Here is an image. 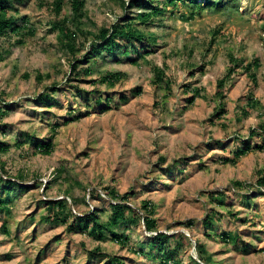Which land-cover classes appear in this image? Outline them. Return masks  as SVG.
Masks as SVG:
<instances>
[{
    "label": "rangeland",
    "instance_id": "obj_1",
    "mask_svg": "<svg viewBox=\"0 0 264 264\" xmlns=\"http://www.w3.org/2000/svg\"><path fill=\"white\" fill-rule=\"evenodd\" d=\"M48 1L15 0L35 33L13 35L12 53L0 61V107L8 111L0 116V140L12 145L0 153L8 172H0V199L10 198L7 209L0 207V264H109L114 255L126 264H164L148 242L159 232L177 231L192 240L181 264H205L200 251L210 264H264V150L235 163L220 161L247 141L264 142V0H222L219 10L200 11L177 3L162 20L139 24L159 39L149 42L151 53L140 42L133 48L121 40L120 49L95 57L92 73L76 79L50 28L56 15ZM119 3L87 0L86 6L101 25L123 14ZM69 13L65 6L61 16ZM231 50L246 61L259 57V87L247 99L252 80L238 68L223 110L217 80L232 64ZM155 65L165 68L160 84ZM119 70L115 84L101 82L106 72ZM194 88L202 96L189 106ZM98 96L112 98L109 108L105 100L96 102ZM249 102L250 115L244 116ZM253 128L257 133L251 134ZM48 140L54 143L50 155L35 151V142ZM10 179L17 185L8 187ZM93 189L100 195L91 197ZM112 191L130 194L127 203L139 216L108 222ZM55 200H67L65 212L73 216L96 209L104 230L68 231L65 221L52 218L48 205ZM146 201L157 225L153 231L142 218ZM112 230L129 237L128 246L116 242ZM224 232L232 238L223 241ZM235 235L245 243L237 244Z\"/></svg>",
    "mask_w": 264,
    "mask_h": 264
},
{
    "label": "trees",
    "instance_id": "obj_2",
    "mask_svg": "<svg viewBox=\"0 0 264 264\" xmlns=\"http://www.w3.org/2000/svg\"><path fill=\"white\" fill-rule=\"evenodd\" d=\"M24 1V0H19ZM107 1V0H106ZM111 1V0H109ZM222 0H205V4L202 5L198 0H129L126 4V0H120L119 6L124 8L125 11L120 15L115 22H110L106 24L98 25L97 22L89 15L87 8V0H52V2H47L52 11L56 15V19L50 22V28L57 31V41L60 47L69 54V61L71 67V74L73 77L78 78L82 75L88 76L92 73L91 63L95 57H99L105 53H113L121 48V40H127L128 45L136 48L135 42H140V49L144 50L145 54L148 55L152 51L150 50L151 40H159L157 36L149 35L147 36L145 30L139 29V24L150 25L155 21L157 17L159 20H162L161 17L168 9H173L176 7L177 3L179 5L189 4L193 9L210 8V9H220L222 5L226 3L221 2ZM15 0H0V61H3L12 53V41L11 38L16 34H26L34 35L35 28L31 23L30 18L27 15H20L18 8L14 5ZM41 3H44L43 1ZM69 7L71 13L65 16L62 15L64 7ZM128 10V11H127ZM135 10H141L140 12H135ZM194 11V12H198ZM193 15V14H192ZM90 22L96 27L94 29L85 27V23ZM148 40V41H147ZM18 43H21L22 40H18ZM88 42H90L89 46ZM81 52L83 54L81 55ZM229 57L231 63L229 65L226 74L220 77L217 80V95L220 99L222 109L224 110V99L226 96L227 85L229 82L233 81L236 71L238 68L242 67L244 71L252 80L250 91L247 94V99H253L255 91L259 87V81L257 77L256 70L261 66L259 57L253 58L251 61H246L247 59L238 58L235 56V53L232 50L229 52ZM84 62L87 63L84 65ZM96 62V61H95ZM154 70V81L159 83L164 81L165 77V68H162L158 65L153 66ZM72 77V78H73ZM122 77V71L117 72H106L101 82L107 81L109 84H115ZM39 78L42 79V75H39ZM97 82V81H95ZM56 88H53L55 90ZM188 90V89H187ZM142 92L141 87H137L135 93L138 95ZM201 92L199 88H194L192 96L188 97V105L191 106L195 103V100L201 97ZM105 100L107 108L111 103L112 98L107 97L103 99L102 96L96 98L97 103H102ZM243 115L249 116L251 110V102L247 104V107H243ZM7 109H2L0 107V116H5L7 114ZM60 124L55 123L54 128H57ZM263 127H260L261 130H264ZM257 133L256 128H253L251 134ZM250 134V135H251ZM222 140L217 139V143H221ZM35 151L41 152L45 155H50L54 149V143L52 140L48 141H37L34 144ZM12 145L0 140V153H6L11 149ZM264 150V142L252 144L250 141H247L243 147L238 148L234 151L231 157H225L220 160L223 163H235L240 157L248 154L251 151ZM60 175L61 170H58ZM0 172L4 176H8V172L4 170L3 166H0ZM8 187H13L17 185L15 180L5 181ZM239 183V182H237ZM260 183L264 184V178L260 180ZM21 186V185H19ZM68 193H72L71 189ZM115 200L114 203H110L112 208L110 220L108 222H117L120 219H123L130 213V215L139 216L140 210L133 208L132 205L127 203V199L130 194L126 193L124 195H119L115 191L108 192ZM99 194L97 190L93 189L90 191V196L95 197ZM213 195V194H212ZM215 199H219L215 197ZM116 200H118L116 202ZM10 203V198L7 197L5 200L0 199V207H5ZM48 207L52 213V218L56 221L62 220L67 223V229L71 232H82L88 233L90 231L102 233L104 230V225L100 222V218L94 209L92 212L88 211L82 215H74L72 210H68V213L65 212V209L68 207L67 200H55L50 201ZM7 209V208H6ZM141 209L147 213L146 216H142L143 220L146 223L148 231H153L157 228L156 221L152 218L151 214L153 212L152 204L150 201L144 202L141 206ZM73 218L69 222V218ZM246 221V220H244ZM69 222V223H68ZM204 224L211 226L212 220L211 217L204 220ZM187 225L191 227L193 221L190 220L187 222ZM113 238L116 242L121 244L123 247L128 246L130 241L129 237L118 234L117 231L112 230ZM233 237L236 240V243H245L244 240L238 236ZM232 236L224 232L222 234L223 241L230 240ZM148 246L151 247L150 251L155 254L156 258H160L164 264H181V253L192 246V240L183 231H177L173 234H167L164 232H159L156 235L152 236ZM200 247V245H199ZM202 250V249H201ZM144 250H137V253H144ZM200 259L205 264H210V258L205 253L200 251ZM109 264H126L125 261L117 255H114L111 258Z\"/></svg>",
    "mask_w": 264,
    "mask_h": 264
},
{
    "label": "clouds",
    "instance_id": "obj_3",
    "mask_svg": "<svg viewBox=\"0 0 264 264\" xmlns=\"http://www.w3.org/2000/svg\"><path fill=\"white\" fill-rule=\"evenodd\" d=\"M186 233V232H185ZM187 234V233H186ZM188 235V234H187ZM189 236V235H188Z\"/></svg>",
    "mask_w": 264,
    "mask_h": 264
}]
</instances>
